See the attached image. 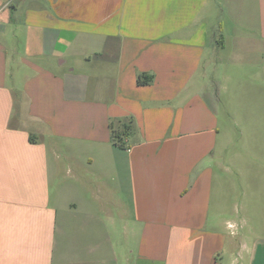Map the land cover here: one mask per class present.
<instances>
[{"label":"crops","instance_id":"0c3cea01","mask_svg":"<svg viewBox=\"0 0 264 264\" xmlns=\"http://www.w3.org/2000/svg\"><path fill=\"white\" fill-rule=\"evenodd\" d=\"M221 101L264 117V0H0V264H264Z\"/></svg>","mask_w":264,"mask_h":264},{"label":"rangeland","instance_id":"374dc122","mask_svg":"<svg viewBox=\"0 0 264 264\" xmlns=\"http://www.w3.org/2000/svg\"><path fill=\"white\" fill-rule=\"evenodd\" d=\"M213 74H214V72H213ZM213 74H212V78H216L217 76L214 77ZM263 103H264V101H263ZM226 105H227L226 101H221L219 123H220V127L222 129V134H224V132L227 129L228 130L233 129V131H234L233 132L234 133L233 145H231V148L233 149V148H235V144L243 142L242 137H243V135L247 136V131H248L247 128H249V127H253V128L255 127L256 132H258L260 129V134L262 131V136L260 135V138L257 137V140H258V142H260L259 144L261 145L264 142V134H263L264 133V131H263V129H264V117H260V116L258 117L257 116L258 114L251 115L249 117L247 114H242V113H240V111L236 110L235 111V119H233L228 114V112L224 109V106H226ZM241 130L243 132L245 131V133L243 135L241 133ZM256 136H259V133H256ZM246 140H247V137H246ZM257 151H258V156L261 157L262 156L261 150H257ZM254 167H255V169H258V165H254ZM259 169H260V172H264V165H260ZM241 183L245 184V182H241ZM241 189H242V187L240 185L237 190L242 191Z\"/></svg>","mask_w":264,"mask_h":264},{"label":"trees","instance_id":"16d2710c","mask_svg":"<svg viewBox=\"0 0 264 264\" xmlns=\"http://www.w3.org/2000/svg\"><path fill=\"white\" fill-rule=\"evenodd\" d=\"M124 132H125V130H122V131H118V130H115V131H113L112 132V139H113V141L116 143V144H118V145H120V146H122V147H125L126 146V141L124 140Z\"/></svg>","mask_w":264,"mask_h":264}]
</instances>
